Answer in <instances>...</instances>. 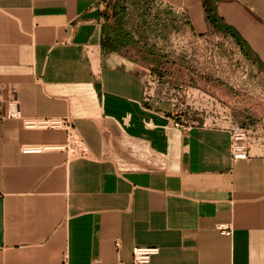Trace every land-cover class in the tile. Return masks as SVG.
I'll return each mask as SVG.
<instances>
[{
	"label": "crops",
	"instance_id": "obj_1",
	"mask_svg": "<svg viewBox=\"0 0 264 264\" xmlns=\"http://www.w3.org/2000/svg\"><path fill=\"white\" fill-rule=\"evenodd\" d=\"M160 1L193 33L211 29L203 0ZM103 9L0 0V264L131 263L135 246L159 247L154 264H264V122L243 159L231 156L227 119L176 127L145 92L132 44L103 46ZM217 10L264 74V0ZM12 99L21 118L7 115ZM46 117H69L88 153L64 148L66 128L24 123Z\"/></svg>",
	"mask_w": 264,
	"mask_h": 264
},
{
	"label": "rangeland",
	"instance_id": "obj_2",
	"mask_svg": "<svg viewBox=\"0 0 264 264\" xmlns=\"http://www.w3.org/2000/svg\"><path fill=\"white\" fill-rule=\"evenodd\" d=\"M104 9L114 26L118 12L122 26L136 35L128 51L150 97L174 117L228 118L254 128L264 122L263 70L231 35L216 28L195 34L160 0H108Z\"/></svg>",
	"mask_w": 264,
	"mask_h": 264
},
{
	"label": "built area",
	"instance_id": "obj_3",
	"mask_svg": "<svg viewBox=\"0 0 264 264\" xmlns=\"http://www.w3.org/2000/svg\"><path fill=\"white\" fill-rule=\"evenodd\" d=\"M147 92V88L145 89ZM7 115L14 118H21L22 111L19 105V101L12 99L8 101ZM229 128L231 130V156L234 159H243L250 156V147L252 143V133L255 129L252 126L242 125L240 123L228 119ZM217 122V120H215ZM214 121V122H215ZM24 123L28 127H48V128H66L70 131L69 139L64 146L69 153L72 155H85L88 153V146L83 138L77 133L75 125L69 117L58 118V117H46V118H24ZM205 124V121L189 120L184 116L175 118L174 125L182 130L189 131L197 124ZM58 146L52 145H37V144H26L22 147L23 152L38 153L47 149H53ZM218 229L224 234L232 233V225L229 223H219ZM119 241L117 244L119 245ZM160 251L159 247L156 246H135L133 248V260L131 263H126L122 260L114 264H154L152 258ZM62 264H69L67 261ZM91 264H102L96 260Z\"/></svg>",
	"mask_w": 264,
	"mask_h": 264
},
{
	"label": "trees",
	"instance_id": "obj_4",
	"mask_svg": "<svg viewBox=\"0 0 264 264\" xmlns=\"http://www.w3.org/2000/svg\"><path fill=\"white\" fill-rule=\"evenodd\" d=\"M108 0H103L104 3H107ZM218 0H203L206 18L211 28H216L218 31L223 32L227 35H231L236 43L239 45L243 53L248 56L253 64L261 66L260 58L254 53V51L249 46L248 42L242 37L239 31L231 24L227 23L225 18L222 17L217 10ZM103 46L109 50H117L127 44H131L134 41L135 35L132 31H128L120 23V14L115 13V18L118 22L114 26L108 18L106 9H103ZM123 15V13H122ZM121 15V16H122ZM119 26V27H118Z\"/></svg>",
	"mask_w": 264,
	"mask_h": 264
}]
</instances>
